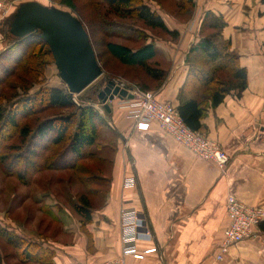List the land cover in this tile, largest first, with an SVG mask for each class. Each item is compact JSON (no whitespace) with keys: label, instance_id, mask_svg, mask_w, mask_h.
<instances>
[{"label":"crops","instance_id":"0c3cea01","mask_svg":"<svg viewBox=\"0 0 264 264\" xmlns=\"http://www.w3.org/2000/svg\"><path fill=\"white\" fill-rule=\"evenodd\" d=\"M15 1L17 8L29 0ZM156 2L167 28L180 38L178 43L156 40L157 57L165 61L162 66L167 71L166 80L155 90L159 98L178 107V94L191 67L190 51L200 39V27L209 11L224 19L222 34L230 40L239 65L247 70L246 89L241 95L232 91L216 107L209 104L199 130L230 156L226 171L196 156L157 123L148 130H137L127 112L119 108V99L111 102L110 110L101 102V113L114 135L112 146L106 143L101 149L103 157L110 149L103 173L110 179L109 188L90 194L94 206L86 224L74 209L85 192L79 185L68 192L75 201L72 206L60 207L59 201L41 193L40 203L48 207L40 220L43 217L48 224V236L30 229L25 238L53 256L47 263L24 264H101L121 257L124 209L142 218L135 239L139 252L157 248L144 258L127 256V264H264L261 226L253 237L232 245L224 260L215 256L229 224L228 196L264 207V2L194 0L200 14L191 22L173 16ZM9 35L0 20V52L9 46Z\"/></svg>","mask_w":264,"mask_h":264},{"label":"trees","instance_id":"16d2710c","mask_svg":"<svg viewBox=\"0 0 264 264\" xmlns=\"http://www.w3.org/2000/svg\"><path fill=\"white\" fill-rule=\"evenodd\" d=\"M57 1L77 11L75 0ZM103 1L116 16L140 23L142 27L137 30L147 37V41L136 48L108 42L106 49L121 64L142 69L149 79L158 83L152 91L157 90L167 74L163 68L152 67L151 62L157 57V39L149 42L148 38H156L157 31L174 38L178 33L167 28L152 2ZM180 2L183 3L181 8L186 7L184 4L194 5V0ZM75 15L85 25V18L81 14ZM224 26L221 16L212 11L205 14L199 31L200 39L190 51L192 60L188 78L178 94L179 114L195 131L200 130L209 104L218 106L232 91L241 95L248 84L247 70L239 65V57L231 50L230 40L222 34ZM103 29L108 35L112 34L108 33V26ZM207 30L211 32L206 34ZM9 38V46L0 53V100L6 97L14 100V106H10L14 108L11 112L6 111L0 104V167L6 175L26 183H32L36 175L45 171L72 173L86 189L74 205L76 213L86 224L91 219L90 208L94 206L90 194L104 193L110 184V179L103 174L107 159L101 155L100 142L104 128L112 132L108 120L93 105L75 102L68 87L43 86L34 94L20 97L18 89L26 93L35 81L44 83L49 61H55L49 44L39 35L21 39L9 35ZM97 58L99 60L98 55ZM144 90L151 89L146 87ZM7 128L18 131L14 144L11 143L13 134L8 136L3 130ZM260 226L264 228V223ZM0 239L15 250L23 262L47 263L53 256L39 243L29 241L2 224ZM2 259L0 253V262Z\"/></svg>","mask_w":264,"mask_h":264},{"label":"rangeland","instance_id":"374dc122","mask_svg":"<svg viewBox=\"0 0 264 264\" xmlns=\"http://www.w3.org/2000/svg\"><path fill=\"white\" fill-rule=\"evenodd\" d=\"M77 5V11L70 10L69 7L59 4L57 0H42L46 5L52 4L60 8H64L72 11L73 13L80 15L85 18V28L87 29L93 48L98 55L100 61V66L103 69L102 75H100L89 87L83 90L80 94L74 96V101L80 103L81 105H93L95 108L102 112L101 100L97 96L103 87L107 85L110 80H114L118 83H127L130 86H136L141 91H145L144 88L154 90V87L157 86V82L149 79L145 72L139 67L125 66L121 64L115 57H113L108 50L106 49V44L108 42H116L125 44L131 48H136L147 41L146 34H143L142 31L137 30L142 25L136 23L133 19L122 18L113 14L107 5H105L103 0H75ZM149 2L155 3L160 2V5L172 13L173 16L179 17L183 21L190 22L195 19L198 12L197 5L190 6V4H184L178 1L174 2L173 0H147ZM156 2V3H157ZM153 7L154 4L152 5ZM156 11L159 12V8L155 7ZM104 21V24L102 23ZM109 23V25H108ZM84 24V23H83ZM108 26L109 32L112 33L108 35L106 30L103 29L104 26ZM211 31H206V34ZM157 37H149L148 41L151 42L156 39L163 41H172L173 43H178L180 38L171 37L165 33L157 31ZM197 33V31H194ZM195 45V44H194ZM3 52V51H2ZM1 53V52H0ZM167 63V62H166ZM36 64V62H34ZM152 67L163 68L165 66V61L156 57L154 61L151 62ZM28 71V70H27ZM26 70L24 72H27ZM167 74V71H165ZM45 81L42 80L35 81L31 88L24 93L21 89H18V95L21 93L22 98H25L29 94H34L37 90L43 86H57L61 88H66V83L61 79L59 71L55 63L50 60L49 65L46 68ZM166 80V79H165ZM164 83V82H163ZM162 83V84H163ZM162 84L159 86L161 87ZM7 90V89H5ZM8 91V90H7ZM23 92V93H22ZM1 97V96H0ZM14 100L6 97L1 98L0 104L5 108L6 111H10L14 107ZM2 107V108H3ZM101 115H103L101 113ZM6 130L8 136L12 133L11 143H15L18 139L17 130L12 128L3 129ZM103 135L101 137L102 147L104 144H109L112 146V140L114 135L112 132L105 128L101 131ZM104 133L106 135H104ZM110 149H106L105 157L110 158ZM11 153V150L9 151ZM74 183H76L77 188H73ZM28 184V185H26ZM86 192V189L79 182V180L72 175L70 172H53L45 171L34 177L32 183H26L22 179H18L15 176H8L3 172L0 167V224L6 228L17 231L16 233L22 236H25V232L32 229L34 233H42L46 236L48 234V224L42 219L40 220V214L47 211V207L40 203V194L46 193L47 196H52V200L59 203V206L62 207L72 206L75 201L73 196L70 194V191H76L78 189ZM71 193V192H70ZM53 195L55 198H53ZM76 196V195H75ZM79 198V197H78ZM38 199V200H37ZM59 201V202H58ZM45 214V213H44ZM0 253L3 259L0 264H24L23 261L18 257L17 252L11 248L7 242L0 239Z\"/></svg>","mask_w":264,"mask_h":264},{"label":"built area","instance_id":"2783aa9c","mask_svg":"<svg viewBox=\"0 0 264 264\" xmlns=\"http://www.w3.org/2000/svg\"><path fill=\"white\" fill-rule=\"evenodd\" d=\"M15 0H0V20L9 17L15 10ZM122 89L133 94V98L115 97L119 99V108L127 112V116L134 122L137 130H148L154 123L160 125L175 140L190 148L199 158L216 162L223 172L230 163V156L220 144L211 140L200 131L192 130L186 125L179 114L178 107L169 100L159 98L155 91H141L136 86L118 83ZM113 99V100H114ZM113 100H110L113 102ZM229 224L224 231V238L220 244L216 260H224L232 245L253 237L256 229L264 221V207L250 206L235 195H229L226 202ZM141 216L136 211L124 209L122 212L123 255L119 258L107 260L101 264H127L126 257L144 258L145 254L156 251V247L139 252L136 244V228L139 227ZM264 250V246H263Z\"/></svg>","mask_w":264,"mask_h":264},{"label":"water","instance_id":"95a60500","mask_svg":"<svg viewBox=\"0 0 264 264\" xmlns=\"http://www.w3.org/2000/svg\"><path fill=\"white\" fill-rule=\"evenodd\" d=\"M9 34L17 39L39 35L47 41L61 79L74 97L89 87L100 75V66L91 39L82 20L72 11L36 0L24 1L3 20ZM133 98L126 89L110 80L98 94L104 108L111 109L115 97Z\"/></svg>","mask_w":264,"mask_h":264}]
</instances>
